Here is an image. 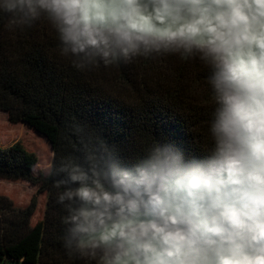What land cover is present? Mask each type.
I'll return each mask as SVG.
<instances>
[{"label": "clouds", "instance_id": "9594fccd", "mask_svg": "<svg viewBox=\"0 0 264 264\" xmlns=\"http://www.w3.org/2000/svg\"><path fill=\"white\" fill-rule=\"evenodd\" d=\"M0 16L10 29L46 21L78 70L176 54L209 72L199 154L155 139L126 156L69 123L78 143L52 180L69 259L264 264V0H0Z\"/></svg>", "mask_w": 264, "mask_h": 264}, {"label": "trees", "instance_id": "16d2710c", "mask_svg": "<svg viewBox=\"0 0 264 264\" xmlns=\"http://www.w3.org/2000/svg\"><path fill=\"white\" fill-rule=\"evenodd\" d=\"M59 40L46 21L20 30L0 16V110L11 122H25L51 143L55 162L37 176V155L20 142L0 146V178L39 184L47 193L43 215L34 194L26 206H16L0 194V264L5 259L24 264H84L69 259L62 247L63 210L56 201L55 168L75 152L69 123L103 130L131 156L153 140L168 139L199 154L208 146V124L214 104L198 60L176 54L138 57L128 64L78 70L60 55ZM79 154V153H77Z\"/></svg>", "mask_w": 264, "mask_h": 264}, {"label": "rangeland", "instance_id": "374dc122", "mask_svg": "<svg viewBox=\"0 0 264 264\" xmlns=\"http://www.w3.org/2000/svg\"><path fill=\"white\" fill-rule=\"evenodd\" d=\"M20 142L37 155L38 162L33 168L34 175L43 176L49 173L53 149L49 140L25 122H11L5 111L0 110V146L5 147ZM39 184L26 180L0 178V194L6 195L16 206H26L34 194L37 195V208L32 216V223L40 219L44 212L47 193H37ZM1 264H24L19 260L5 259Z\"/></svg>", "mask_w": 264, "mask_h": 264}]
</instances>
